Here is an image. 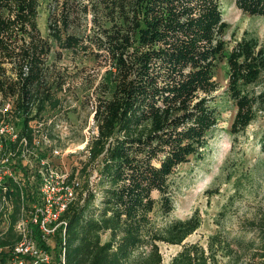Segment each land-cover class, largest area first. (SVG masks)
<instances>
[{
  "label": "trees",
  "instance_id": "trees-1",
  "mask_svg": "<svg viewBox=\"0 0 264 264\" xmlns=\"http://www.w3.org/2000/svg\"><path fill=\"white\" fill-rule=\"evenodd\" d=\"M49 1L42 35L38 0H0V108L11 103L0 121H12L29 137L28 122L60 105L57 92L66 81L46 63L51 51L53 58L66 51L107 68V81L96 83L90 101L88 156L73 167L93 166V182L83 183L84 195L63 213L66 263L161 264L158 243L164 242L181 245L167 264H216L224 247L236 253L234 262L246 254L264 264V218L246 228L251 237L234 236L223 246L215 232L205 251L181 243L200 224L196 212L162 224L154 217L171 212L175 170L203 157L218 124L211 94L219 61L235 108L229 132H243L264 112V43L241 36L226 47L217 0ZM232 2L241 13L264 18V0ZM259 144L264 153V133ZM3 185L12 189L13 209L0 229V249L15 241L19 201L10 178Z\"/></svg>",
  "mask_w": 264,
  "mask_h": 264
},
{
  "label": "rangeland",
  "instance_id": "rangeland-1",
  "mask_svg": "<svg viewBox=\"0 0 264 264\" xmlns=\"http://www.w3.org/2000/svg\"><path fill=\"white\" fill-rule=\"evenodd\" d=\"M217 2L222 20L227 24L223 35L226 47L241 36L253 37L259 44L264 43V18L241 13L232 0ZM52 4L49 0H38L37 26L42 35L45 33L48 7L51 9ZM88 26L89 22L84 27ZM53 57L51 51L46 63L65 77V90L57 92L60 105L54 110L42 111L41 115L46 123H50L51 144L61 150L58 156L52 157V162L70 176L75 170L73 167L78 168L85 160L79 147L94 132L90 101L96 83L107 81L108 72L106 67H95L93 63L78 57L70 58L66 51H62L59 58ZM225 75V63L219 61L214 71L218 88L211 94V103L215 106L219 121L203 157L191 159L175 170L173 208L167 216H154L155 221L162 224L185 219L196 212L200 224L181 243H194L205 251L209 236L215 232L218 233L219 245L223 246V242L234 236L251 237V232L246 228L252 221L264 218V153L259 146V138L264 133V112L258 113L243 132L231 134L229 124L235 108L225 94ZM85 170L77 169L81 179ZM86 172L92 175L93 166ZM5 227L6 223L0 224V229ZM180 246L159 242L161 264H167ZM235 258L236 253H228L225 247L215 253L216 264H233ZM256 261L246 254H240L234 263L255 264Z\"/></svg>",
  "mask_w": 264,
  "mask_h": 264
},
{
  "label": "built area",
  "instance_id": "built-area-1",
  "mask_svg": "<svg viewBox=\"0 0 264 264\" xmlns=\"http://www.w3.org/2000/svg\"><path fill=\"white\" fill-rule=\"evenodd\" d=\"M10 107L7 100L0 111L8 112ZM27 129L29 137L19 135L12 121H0V183L10 178L19 193L15 241L0 249V264H67L63 213L84 195V182L87 187L92 185L93 174L81 179L75 169L68 176L52 162L61 150L51 144L49 121H30ZM3 142L8 145L4 151ZM86 143L87 138L79 147L85 158ZM8 190H12L8 185L1 186L0 224L7 223L13 209Z\"/></svg>",
  "mask_w": 264,
  "mask_h": 264
}]
</instances>
